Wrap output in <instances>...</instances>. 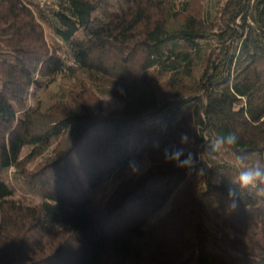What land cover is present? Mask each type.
<instances>
[{"label": "trees", "instance_id": "obj_1", "mask_svg": "<svg viewBox=\"0 0 264 264\" xmlns=\"http://www.w3.org/2000/svg\"><path fill=\"white\" fill-rule=\"evenodd\" d=\"M180 132L205 175L163 163ZM238 157L264 164V0H0V264H264Z\"/></svg>", "mask_w": 264, "mask_h": 264}, {"label": "clouds", "instance_id": "obj_2", "mask_svg": "<svg viewBox=\"0 0 264 264\" xmlns=\"http://www.w3.org/2000/svg\"><path fill=\"white\" fill-rule=\"evenodd\" d=\"M119 92L120 90L117 89ZM238 142V136L235 132L227 135L219 136L211 145L213 152L223 150L225 146L235 145ZM191 137L187 132L179 133V143H173L162 149V161L166 165H172L177 169H185L188 172H196L205 175L207 170L198 167V155L186 146L190 145ZM159 145H157V148ZM237 167L239 168L234 186L228 188L227 197L231 201L232 206H237L238 193L246 191L257 185L264 184V164L257 162L254 165H246L243 158H237ZM126 168L132 177H139L148 171L144 165V159L132 158L127 162ZM217 179L215 183H220Z\"/></svg>", "mask_w": 264, "mask_h": 264}, {"label": "rangeland", "instance_id": "obj_3", "mask_svg": "<svg viewBox=\"0 0 264 264\" xmlns=\"http://www.w3.org/2000/svg\"><path fill=\"white\" fill-rule=\"evenodd\" d=\"M112 106H113V104H112ZM144 165H145V167H148V166H149V163H148L147 160L144 161ZM108 188H109V187H108ZM99 192H100L101 194L104 192L103 187L99 189Z\"/></svg>", "mask_w": 264, "mask_h": 264}]
</instances>
